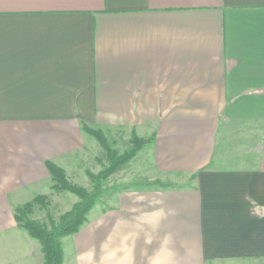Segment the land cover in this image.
Wrapping results in <instances>:
<instances>
[{
  "label": "crops",
  "instance_id": "obj_1",
  "mask_svg": "<svg viewBox=\"0 0 264 264\" xmlns=\"http://www.w3.org/2000/svg\"><path fill=\"white\" fill-rule=\"evenodd\" d=\"M84 126L150 141L63 264L264 262V0H0V264H41L14 211L96 156Z\"/></svg>",
  "mask_w": 264,
  "mask_h": 264
},
{
  "label": "trees",
  "instance_id": "obj_2",
  "mask_svg": "<svg viewBox=\"0 0 264 264\" xmlns=\"http://www.w3.org/2000/svg\"><path fill=\"white\" fill-rule=\"evenodd\" d=\"M83 129L87 134L95 138L109 154V168L100 175V178L107 177L120 165L129 161L135 155L137 150L141 148L142 143H145L142 139L132 135V149L123 153L122 156H117L114 151L108 150L105 144H103L104 138L100 131L92 130L86 126H84ZM145 141H147L148 144L150 140L148 139ZM46 167L53 182L51 189L57 192L65 190L76 194L80 198L81 202L74 205L71 211L63 214L60 218V224L54 226L50 231H47L44 228L42 229L37 223H33L25 219L27 214L30 213L33 204H39L41 207H45L44 202L47 201V196L45 195L36 196L32 201L16 208L13 217L16 223H22V229L26 231L27 235L31 239L40 242L44 255V264H61L62 249L58 240L66 236L73 235L80 230L82 224L85 222V214L93 206L95 199L99 196L100 191L97 182L100 178L90 176L94 183L96 181V185L95 189L89 195L84 190L71 186L67 182L65 173L62 169L49 162L46 163Z\"/></svg>",
  "mask_w": 264,
  "mask_h": 264
},
{
  "label": "rangeland",
  "instance_id": "obj_3",
  "mask_svg": "<svg viewBox=\"0 0 264 264\" xmlns=\"http://www.w3.org/2000/svg\"><path fill=\"white\" fill-rule=\"evenodd\" d=\"M92 130H97V129H92ZM101 133L104 138L103 144H105L108 150L114 151L115 155L122 156L123 153H126L132 149L131 148L132 139H133L132 135L127 141H125V140H122V137H120L119 140H116L114 137H110V136L108 137L103 132ZM95 141L100 146L99 148L100 150L96 154V156L91 158L90 162L78 163L80 165H78V172H76L77 174L66 175V173L64 172L67 182L71 186L80 188L89 195L95 189V185H96V181L94 183V181L90 178V176H94L95 178H100V175L103 172H105V170L108 169L110 165L109 154L106 152L103 146H101V144L96 139ZM143 141L145 143H142L141 148L137 150L135 155L129 161H127L123 165H120L113 173H111L107 177L100 178L98 180L97 184H98L99 191H100L99 196L95 199L93 206L85 214V219L89 211H92V210L96 211L100 209V200L102 197L105 198L108 194H111L112 192H116L118 190V187L121 186V185H118L119 180H120L119 178L120 175H118L119 171L123 167H125L129 162H131L138 152L143 150V148L147 145V141L145 140ZM156 187H159L158 182L156 184ZM54 193L56 194L59 193V196L57 197L59 198L58 200L53 199L50 196H47V201L44 202L45 207H41L39 204H33L30 213L27 214L25 219L30 222L37 223L39 226H41L42 229L44 228L45 230L50 231L54 226H57L60 224V218L63 214L71 211L74 205L81 202L80 198L76 194H73L71 192L62 190L58 192L54 191ZM67 209L69 210L64 212ZM16 224L22 228V223H16ZM82 225H84V223ZM61 239L62 238L58 240L60 246H61ZM67 240H70V239H67ZM37 242L38 244H40L39 241ZM63 245L65 247L63 249L65 250L67 254H69V250L74 251L73 247H67L66 241H63ZM41 251H42V246H41ZM41 264H44L43 252H42ZM61 264H63V251H62V263ZM235 264H241V263H235ZM242 264H247V263H242ZM249 264H264V262L250 261Z\"/></svg>",
  "mask_w": 264,
  "mask_h": 264
},
{
  "label": "clouds",
  "instance_id": "obj_4",
  "mask_svg": "<svg viewBox=\"0 0 264 264\" xmlns=\"http://www.w3.org/2000/svg\"><path fill=\"white\" fill-rule=\"evenodd\" d=\"M264 209L254 208L255 212H260ZM167 240L164 241L160 250L154 253L148 258L149 264H169L170 253L166 249ZM89 258L86 256L81 257V259Z\"/></svg>",
  "mask_w": 264,
  "mask_h": 264
}]
</instances>
